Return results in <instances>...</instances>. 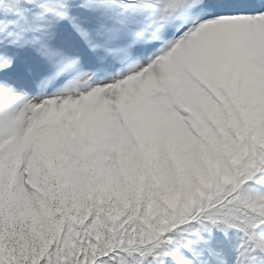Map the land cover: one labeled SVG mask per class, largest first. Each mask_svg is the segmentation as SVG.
<instances>
[{"label": "snow or ice", "instance_id": "1", "mask_svg": "<svg viewBox=\"0 0 264 264\" xmlns=\"http://www.w3.org/2000/svg\"><path fill=\"white\" fill-rule=\"evenodd\" d=\"M0 264H264V0H0Z\"/></svg>", "mask_w": 264, "mask_h": 264}]
</instances>
